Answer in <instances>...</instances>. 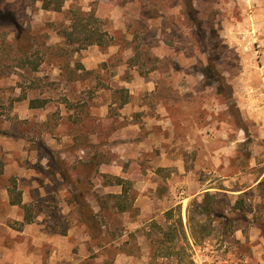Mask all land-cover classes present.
Returning a JSON list of instances; mask_svg holds the SVG:
<instances>
[{
  "label": "rangeland",
  "instance_id": "374dc122",
  "mask_svg": "<svg viewBox=\"0 0 264 264\" xmlns=\"http://www.w3.org/2000/svg\"><path fill=\"white\" fill-rule=\"evenodd\" d=\"M42 6L0 0V246L19 238L4 226L20 227L6 200L13 177L47 233L70 229L61 246L41 247L45 263L264 264V0ZM78 7L99 16L113 44L76 50L65 42L59 30ZM137 52L138 65H129ZM25 58L44 59L33 71ZM35 97L47 104L31 108ZM103 170L130 180L128 212L94 209L106 192ZM81 190L83 212L74 196ZM206 191L230 214L242 198L251 223L216 220L213 235L196 243L187 209ZM180 217L185 233L168 241L164 230Z\"/></svg>",
  "mask_w": 264,
  "mask_h": 264
},
{
  "label": "trees",
  "instance_id": "16d2710c",
  "mask_svg": "<svg viewBox=\"0 0 264 264\" xmlns=\"http://www.w3.org/2000/svg\"><path fill=\"white\" fill-rule=\"evenodd\" d=\"M64 0H43V8L46 10H54L60 11L63 8ZM70 16V24L66 27L60 28L59 32L61 36L64 38L65 42L74 46L76 50L83 49L90 45H98L101 48H106L114 43V36L104 28V24L99 16L94 11H85L81 8H71L69 10ZM5 18L12 19L13 15L11 13L4 15ZM22 31V29H21ZM19 29L18 37L21 33ZM28 37L22 33L20 38L21 45H25ZM138 47V46H137ZM146 55L148 61L159 60L158 56H153L149 53L143 52ZM142 52H137L135 54V58L132 57L129 60V65H138V58L141 56ZM44 58L38 59H30L25 58L22 61L23 65H30L33 71H37L39 66L43 62ZM156 68H152L154 70ZM123 90L126 91L124 94V99L122 104L127 103L129 101V92L127 88ZM47 104V99L45 98H31L29 105L31 108H39L44 107ZM101 162L100 160L98 163ZM128 171L132 172V168L130 164L128 165ZM131 169V170H130ZM65 179L70 182L71 175L64 172ZM101 181L105 185H121L122 192L121 193H106L103 195H97V198L102 206V208L110 209L116 208L118 211L123 212L130 209L132 205V200L129 199L130 191H131V182L128 179H125L120 176L111 175L107 173H99ZM264 183L261 180L258 185L261 186ZM81 189L82 186H78ZM82 193L75 194V198L78 201L79 211L82 212L84 209L90 208L84 201L85 191L81 190ZM8 193H9V201L12 205H20L23 207L25 211V220L27 222L32 221L33 219V211L31 205L23 202V192L18 186L17 178H10V182L8 184ZM246 193V192H244ZM242 197V196H241ZM221 200L216 197V195L211 191H206L202 200L194 199L189 204L187 209V217H188V225L190 228V233L192 238H194L196 243H201L205 239L209 238L213 235L215 226L213 224L216 220H223V226L225 228L236 226V222L247 221L249 224L251 223V219L248 218L247 214L244 212H240L244 206L242 204V198L238 199L235 204L230 206V213H225L224 210H221L219 207ZM95 217L94 214H92ZM205 217V220H204ZM93 219V218H92ZM92 223L95 225L98 222L92 220ZM88 222V221H87ZM90 225V223L88 222ZM90 227H92L90 225ZM181 227V229H180ZM259 227L263 229L264 233V224H259ZM185 233L183 220L180 217L179 222L175 224L174 227L169 228L168 230H164V234L168 237V241H174L177 234Z\"/></svg>",
  "mask_w": 264,
  "mask_h": 264
},
{
  "label": "crops",
  "instance_id": "0c3cea01",
  "mask_svg": "<svg viewBox=\"0 0 264 264\" xmlns=\"http://www.w3.org/2000/svg\"><path fill=\"white\" fill-rule=\"evenodd\" d=\"M157 55L161 57L160 56L161 54H157ZM103 59L104 58H102V60ZM88 67L90 68V66ZM147 83L150 85L148 86L150 91H153L158 84L156 81H152V80H149ZM129 103H130V99L127 103H124V104H129ZM102 173H107V174L123 177L122 175L113 174V172L111 173V172H107L104 170ZM101 184L104 186V189L106 191L105 194L122 192L121 185H105L103 182ZM20 189L23 192V202L29 204L30 199L27 198L26 192L22 188ZM94 198L96 199L97 205H98L97 207L93 206L94 209L102 208L97 196ZM6 200L8 201V205H10V207L13 210H16V214H14V216H13V213L9 214V216L19 221L20 227L18 226L17 228H15V227H12L10 224H6L4 226L8 229L11 235H13L14 237H19V238L13 240L15 243L12 246L6 245L5 242L2 243L3 245L0 246V264H53V258L49 259L47 263L44 262L43 253L42 251H40V249L44 244H47L51 241L54 242L56 247L61 246L62 242H64L67 239L66 235L69 233L71 234L70 229L68 230L69 233H66V232L60 233L56 235L55 237H52L51 234L46 232L41 222L39 224L40 215L36 214V212L33 209H32L33 219L32 221L27 222L25 220V211L23 207L20 205H12L10 203L8 186L6 189ZM139 200H140V196H138L135 199V202L138 203ZM113 209L116 212H120L116 208H113ZM128 211L129 210L123 211L121 213L128 212ZM33 228H36V231H37L36 234L30 233V230ZM25 240L28 241V246H26L27 243L25 242Z\"/></svg>",
  "mask_w": 264,
  "mask_h": 264
}]
</instances>
